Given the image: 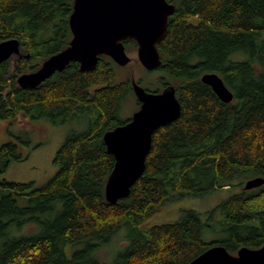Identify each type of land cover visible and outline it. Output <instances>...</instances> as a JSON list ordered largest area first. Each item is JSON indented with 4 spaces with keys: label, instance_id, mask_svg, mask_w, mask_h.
I'll return each instance as SVG.
<instances>
[{
    "label": "trees",
    "instance_id": "obj_1",
    "mask_svg": "<svg viewBox=\"0 0 264 264\" xmlns=\"http://www.w3.org/2000/svg\"><path fill=\"white\" fill-rule=\"evenodd\" d=\"M168 2L176 12L158 45L162 64L148 73L160 75L158 92L175 87L182 113L155 132L144 175L127 198L111 204L106 184L116 160L104 136L131 120L122 110L135 97L134 78L127 66L101 56L93 71L71 63L38 87L22 88L21 75L69 46L74 1L0 0V42L17 38L26 50L21 62L0 64V122L11 123L0 147V264H99L94 254L123 227L128 244L113 264H190L215 245L232 255L264 246V185L243 186L205 220L188 211L141 229L176 196L264 178V0ZM124 44L127 52L138 49L133 40ZM207 73L223 79L233 102H222L202 82ZM21 119L87 121L58 150L57 173L40 188L1 179L13 162L29 157L24 149L31 141L12 131ZM205 232L217 238L207 242Z\"/></svg>",
    "mask_w": 264,
    "mask_h": 264
},
{
    "label": "water",
    "instance_id": "obj_2",
    "mask_svg": "<svg viewBox=\"0 0 264 264\" xmlns=\"http://www.w3.org/2000/svg\"><path fill=\"white\" fill-rule=\"evenodd\" d=\"M73 1L70 17L73 38L69 46L51 56L36 72L21 75L17 81L22 88L38 87L71 63H78L82 72L93 71L101 56L110 57L119 66L126 67L132 61L124 44L128 40L138 44V60L144 69L154 71L161 66L158 45L168 33L169 18L176 12L174 4L168 0ZM15 56H22L19 39L0 42V64ZM201 80L222 102H233L234 93L218 74L207 73ZM133 91L141 104L140 109L130 122L104 136L108 151L116 160L106 184V198L111 204L127 198L132 186L144 175L155 132L179 119L182 113L173 86L162 92H150L133 79ZM263 185L264 178L258 177L247 181L244 189L249 191ZM190 264H264V246L258 249L243 247L237 255H232L225 247L216 245Z\"/></svg>",
    "mask_w": 264,
    "mask_h": 264
},
{
    "label": "rangeland",
    "instance_id": "obj_3",
    "mask_svg": "<svg viewBox=\"0 0 264 264\" xmlns=\"http://www.w3.org/2000/svg\"><path fill=\"white\" fill-rule=\"evenodd\" d=\"M127 53L132 58L130 65L126 67L127 74H130L145 89L150 88L151 91L158 92L160 75L158 73L150 74L143 68L138 61V49L132 48ZM238 59H242V57H238ZM137 101L136 97L129 96L126 102L123 103L124 119L132 118L133 114L138 111ZM9 123L8 121L0 122L2 124L0 126V147L10 139L8 128L11 123ZM86 128V120L71 121L66 124H53L47 120L30 124L27 120H19L12 131L24 140L28 141L29 139L31 141L30 149H24L29 152V157L23 162H13L1 179L16 183H34L37 188L45 186L57 173L58 168L54 164V159L58 150L70 135L83 132ZM244 185L243 181H236L232 188L218 190L212 194L199 197L176 196L160 213L142 225L141 229L178 221L188 211L202 214V218L205 220L206 213L215 209L232 195L243 192ZM127 233V227H123L111 237L110 244L102 246L94 254V259L98 263L113 264L117 255L128 244ZM216 238L217 236L210 232L204 234V239L207 242H211Z\"/></svg>",
    "mask_w": 264,
    "mask_h": 264
},
{
    "label": "flooded vegetation",
    "instance_id": "obj_4",
    "mask_svg": "<svg viewBox=\"0 0 264 264\" xmlns=\"http://www.w3.org/2000/svg\"><path fill=\"white\" fill-rule=\"evenodd\" d=\"M25 53H26V50H24L23 47H22V56H21V57L15 56V57H13L12 59H17L19 62H21V61L24 59V54H25ZM12 59H11V60H12ZM148 72H153V71H148ZM57 73H58V72H57ZM55 74H56V73H55ZM163 90H164V89H163ZM163 90H162V91H163ZM162 91H161V92H162ZM138 106H139V109H140L141 104L139 103ZM139 109H138V110H139ZM131 119H132V118H131ZM130 121H131V120H130ZM130 121H129V122H130Z\"/></svg>",
    "mask_w": 264,
    "mask_h": 264
},
{
    "label": "bare ground",
    "instance_id": "obj_5",
    "mask_svg": "<svg viewBox=\"0 0 264 264\" xmlns=\"http://www.w3.org/2000/svg\"><path fill=\"white\" fill-rule=\"evenodd\" d=\"M220 190H222V189H220ZM224 190V189H223ZM216 246V245H215ZM210 249V248H209ZM194 261V260H193Z\"/></svg>",
    "mask_w": 264,
    "mask_h": 264
}]
</instances>
